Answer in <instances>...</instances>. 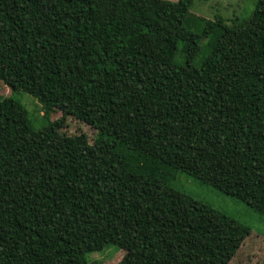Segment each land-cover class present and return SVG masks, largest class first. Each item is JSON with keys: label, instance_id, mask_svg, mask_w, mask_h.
Returning a JSON list of instances; mask_svg holds the SVG:
<instances>
[{"label": "trees", "instance_id": "1", "mask_svg": "<svg viewBox=\"0 0 264 264\" xmlns=\"http://www.w3.org/2000/svg\"><path fill=\"white\" fill-rule=\"evenodd\" d=\"M194 1L0 0V80L60 111L37 129L0 92V264L240 255L252 228L171 183L264 214V0L244 19Z\"/></svg>", "mask_w": 264, "mask_h": 264}, {"label": "rangeland", "instance_id": "2", "mask_svg": "<svg viewBox=\"0 0 264 264\" xmlns=\"http://www.w3.org/2000/svg\"><path fill=\"white\" fill-rule=\"evenodd\" d=\"M257 2L258 0H195L190 10L193 14L210 19L216 15L225 18L238 16L244 19L249 17ZM0 92L5 96L11 95L20 99L28 109L32 123L37 129L48 119L53 120L60 115V111L45 114L43 105L37 98L22 90H13L2 80H0ZM81 130L88 132L91 136L93 135V129L90 126L79 124L75 119H70V125L65 127L66 134H76ZM171 184L252 228L251 237L244 243L241 253L239 252L240 255L233 259L230 264H264L263 213L256 211L233 196L202 183L186 172H178L177 178ZM123 254L124 252L118 251L116 245L110 244L102 251L92 253L89 260L93 264H117Z\"/></svg>", "mask_w": 264, "mask_h": 264}]
</instances>
